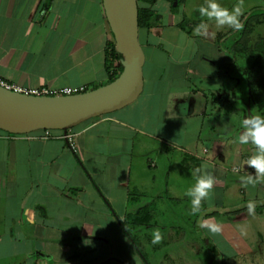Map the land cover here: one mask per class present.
Listing matches in <instances>:
<instances>
[{"label": "crops", "instance_id": "obj_1", "mask_svg": "<svg viewBox=\"0 0 264 264\" xmlns=\"http://www.w3.org/2000/svg\"><path fill=\"white\" fill-rule=\"evenodd\" d=\"M175 4L177 13L170 0L150 5L160 19L139 32L144 89L135 102L69 130L67 140L62 131L0 130V264H146L123 231L126 214L152 210L170 188L186 191L172 197L189 204L181 209L192 224L188 190L206 173L216 183L201 203V220L219 231L204 228L212 235L204 247L217 251L221 264H264V181L245 187L243 177L257 179L248 165L256 146L238 143L242 135L251 141L243 121L263 115L242 102L240 81L221 72L230 59L217 32L179 27L199 1ZM113 41L103 0H0V78L10 84L106 85ZM167 149L184 157H168ZM179 165L193 174L187 189L179 178L170 185ZM148 196L154 200L140 204ZM249 202L257 203L252 211L232 210ZM156 217L139 232L158 227Z\"/></svg>", "mask_w": 264, "mask_h": 264}, {"label": "water", "instance_id": "obj_2", "mask_svg": "<svg viewBox=\"0 0 264 264\" xmlns=\"http://www.w3.org/2000/svg\"><path fill=\"white\" fill-rule=\"evenodd\" d=\"M123 71L111 83L69 96H32L0 86V130L12 135L68 131L135 102L144 89L145 53L137 0H103Z\"/></svg>", "mask_w": 264, "mask_h": 264}, {"label": "rangeland", "instance_id": "obj_3", "mask_svg": "<svg viewBox=\"0 0 264 264\" xmlns=\"http://www.w3.org/2000/svg\"><path fill=\"white\" fill-rule=\"evenodd\" d=\"M198 1V7H192V5H188L187 7L188 11L197 8L195 15L190 19H192V21L194 19V21L198 22V24L201 22L207 23L209 29L208 32L210 33L215 31L218 35H220V33L221 35H225V37L222 39L223 51L225 49H229L231 51L233 50L234 52L236 43L241 41V34L246 22L251 19L252 32L248 37L249 43L246 45V49L235 50V57L229 60V63L225 64L223 67L227 69L228 74H230L232 78L240 81L237 94L242 96V102L247 103V106L252 105V109L257 111L253 102L249 83L250 77L252 80H255L256 78L253 70L259 68L260 73H264V59H262L260 64L256 63V59L259 58L260 53L256 52L252 55L251 50H254L258 41L264 38V0H218V3L228 9H232L235 5L240 4L242 14L239 19L243 24V27L239 30H235L227 25L223 27H217L213 20H208L207 17H202L199 13V7L201 5L206 6V0ZM215 39L217 40L216 37ZM168 150L169 149H167V151ZM168 152L170 153L168 154V157H173L174 154H176L175 152L173 153V151ZM247 153L250 154L251 151L247 150L246 154ZM183 157L184 156L179 153V155L176 154L175 158H178L180 161V159ZM162 158H160L161 163L166 159H164V156ZM172 168L173 171L170 178V185H177L179 182V186H181L182 189H187L193 184V174L189 173L187 169H184L180 165L177 166V168L181 169L182 171H179V174L174 176L177 174V172H174V166ZM177 178H179V180L177 183H175L174 181ZM138 185L141 186V189L145 187V185L142 183H138ZM143 190L146 189L144 188ZM162 190L165 191L166 189L163 188ZM175 194L184 195L186 194V191L177 193L176 191H173L169 188V195H167V197L163 196L160 201L155 202L154 204L157 203V206L154 205L155 207L152 208V211L157 216L156 222L158 221V227L156 226L152 229L141 230L142 232H139V235L135 238L140 244V247L150 264H210L207 263V261L214 259L213 253L210 251V246L206 245L204 247L203 241L206 239L207 243V241L210 240V236L212 237V235H208L209 232H206L204 228L198 227V222L202 221L201 219L203 209L199 213L195 214L194 217L190 215V217H193L191 221L192 224L190 221L189 224H187L188 221L184 218V216L189 220V215L184 214L181 208H186V206H189V204H187L185 200L182 203H179L175 197H172ZM239 195L243 199L245 198V195L243 196L241 193H239ZM152 200H154L152 196L141 198L140 204H145ZM251 203L253 204V207L256 208L257 203ZM161 205H163V207ZM246 206L248 205L242 204L240 207L232 208V210L235 211L236 209H241L242 207ZM156 229L160 230L162 240L157 244H153L152 239ZM138 255L139 258H141L140 260L145 261L140 253ZM215 259V264H221L218 262L219 260L217 258Z\"/></svg>", "mask_w": 264, "mask_h": 264}, {"label": "trees", "instance_id": "obj_4", "mask_svg": "<svg viewBox=\"0 0 264 264\" xmlns=\"http://www.w3.org/2000/svg\"><path fill=\"white\" fill-rule=\"evenodd\" d=\"M138 1V9H139V32L142 30H149L154 25L157 24L160 16L156 14V12L150 7L156 3L157 0H137ZM172 3V12L177 13L179 9V4H175V0H170ZM149 4V5H148ZM198 25V22L192 21L188 18H184L183 21L179 24V27L187 32L188 34H192L194 28ZM252 32V23L251 19H249L241 34V41L236 43L235 50H244L246 49V45L249 43V35ZM225 35H218L217 43L222 48V39ZM234 50V52H236ZM224 52L227 56L230 57V60L235 57V53L233 50L225 49ZM256 52L260 53L259 58H257L256 63L260 64L262 59H264V38L260 39L256 44L254 50H251V54H255ZM123 56L117 51L115 40L110 42L107 46L106 50V71L108 74V83L113 82L123 71ZM221 72L223 74H228L227 69L225 67H221ZM253 73L256 75L255 80L250 77V89L253 97V102L256 106L257 111L264 116V73H260L259 68L253 70ZM101 87V86H100ZM99 88V87H96ZM87 91V90H86ZM44 132L53 130H43ZM9 134V133H8ZM11 135V134H10ZM186 160V159H185ZM207 216V215H206ZM155 219V214L150 210L149 207L142 208L135 213L126 214L124 221L122 222L123 231L128 238V240L135 246L138 252L144 258L146 264H150L147 257L143 253L140 244L138 243L135 237L138 236L140 227L145 225L150 226ZM134 226L136 229L132 228ZM206 240V239H205ZM204 240V242H205ZM213 253V257H217V251H211Z\"/></svg>", "mask_w": 264, "mask_h": 264}, {"label": "clouds", "instance_id": "obj_5", "mask_svg": "<svg viewBox=\"0 0 264 264\" xmlns=\"http://www.w3.org/2000/svg\"><path fill=\"white\" fill-rule=\"evenodd\" d=\"M199 13L202 17H207L208 20H213L217 27L225 25L239 30L243 27L239 17L242 14L240 4L235 5L232 9H228L218 3V0H206V6L199 7ZM194 33L197 35L207 34L208 24L201 22L194 28ZM244 125L250 126L248 135L238 137L239 144H248L251 142L256 146V152L248 159V165L257 170V179L253 180L251 176L243 177L245 187L247 185H256L264 181V116L252 115V118L245 119ZM216 183V178L211 173L199 177L196 180L194 188L188 190V194L194 196L191 200V211L193 214L200 212L202 201L207 198ZM249 211H252L253 204L250 202L248 205ZM198 227L207 228L209 231L215 233L219 231L218 225L212 223L210 220H203L198 222ZM162 240V235L159 229H156L152 239L153 244H157ZM136 260V258H135Z\"/></svg>", "mask_w": 264, "mask_h": 264}, {"label": "built area", "instance_id": "obj_6", "mask_svg": "<svg viewBox=\"0 0 264 264\" xmlns=\"http://www.w3.org/2000/svg\"><path fill=\"white\" fill-rule=\"evenodd\" d=\"M0 86L4 87L8 90H11L16 93H21L25 95H32V96H69L74 94H79L86 92V90L83 87L78 88H72V87H65V88H28V87H22L14 84H10L7 81L0 78ZM46 137H49V131L46 132Z\"/></svg>", "mask_w": 264, "mask_h": 264}]
</instances>
